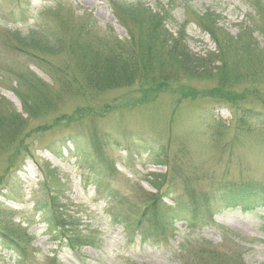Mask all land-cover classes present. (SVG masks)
Returning <instances> with one entry per match:
<instances>
[{"label": "rangeland", "instance_id": "374dc122", "mask_svg": "<svg viewBox=\"0 0 264 264\" xmlns=\"http://www.w3.org/2000/svg\"><path fill=\"white\" fill-rule=\"evenodd\" d=\"M257 2L264 0H0V105L23 115V95L51 98L60 90L56 104L25 123L31 158L15 147L0 153V264H264V213L217 208L212 196L234 184L264 194V129L239 128L245 107L264 110V77L229 91L188 78L74 96L61 87L57 69L67 63L74 70L70 53L36 52L35 59L14 48L18 33L23 37L39 26L71 44L68 31L85 25V12L126 39V7L173 3L178 17L188 13L183 20L190 23L191 51L204 56L216 48L194 24L195 15L212 11L224 32L238 36L242 26L261 23ZM74 72H68L69 82ZM64 142L70 152L54 156L49 147ZM97 177L139 211L158 204L165 192L168 205L195 195L212 210L201 229L178 222L175 229L163 227L157 240L140 239L136 223L126 228L108 218L116 205L90 185ZM48 197L66 224H46L40 208ZM141 226H147L145 216Z\"/></svg>", "mask_w": 264, "mask_h": 264}, {"label": "trees", "instance_id": "16d2710c", "mask_svg": "<svg viewBox=\"0 0 264 264\" xmlns=\"http://www.w3.org/2000/svg\"><path fill=\"white\" fill-rule=\"evenodd\" d=\"M188 3V1H187ZM153 9L145 3H139L124 9L122 22L128 26L129 38L121 40L111 27L101 28L91 14L84 13V26L78 25L68 31L71 33V44H65L62 36L43 26L28 31V34L15 37L18 43L14 45L17 52L37 59L36 52L58 56L68 52L74 60L72 81L67 80L69 65L60 63L57 66L61 76V87L74 96L105 93L112 90L129 88L135 85L161 86L174 81L188 78H204L216 82L217 91H229L240 83L253 82L264 77V47L254 37L255 33L263 39L264 44V2H257L256 9L261 19L253 29L242 26L236 37L220 28V20L212 11L197 13L194 23L203 33L208 35L215 44V51H209L204 56L193 53L189 42L188 20L179 19L173 5L157 4ZM89 15V17H86ZM129 22V23H127ZM81 26V27H80ZM61 36V37H60ZM76 82V84H73ZM60 90L54 97L47 98L44 93L38 96L23 95L25 119L22 114L0 105V153L15 147V152L26 154L31 158L25 141L29 137L24 134L28 118L38 111L51 107L60 99ZM59 92V93H58ZM42 97V98H40ZM40 98V99H39ZM240 126L247 128L251 124L264 127V111L254 108L243 109L240 113ZM52 154L58 158L69 150V143L52 144ZM114 171V170H113ZM100 194L106 195L116 205L109 216L114 224L126 228L136 223L134 233L141 239L157 238L163 235L162 228L175 229L176 223H183L189 228L201 229L206 224L203 217L211 213L212 208L206 206V199L190 195L186 200L172 199V205L165 202L169 192L158 198L149 210L139 211L138 207L125 199L110 181L100 178L92 179L90 183ZM218 207L226 209L240 207L245 212L255 214L261 210L264 213V194L252 185H224L212 194ZM40 212L53 227L57 221L66 224L58 207L48 197ZM160 202V204H159ZM52 207V208H51ZM221 209V208H220ZM138 216L134 219L132 216ZM145 216L146 227H142ZM264 219V216H263ZM13 238V237H12ZM66 239H69L65 235ZM64 239L69 246L73 245ZM11 250L19 252V246L9 241ZM237 264H244L239 260Z\"/></svg>", "mask_w": 264, "mask_h": 264}]
</instances>
